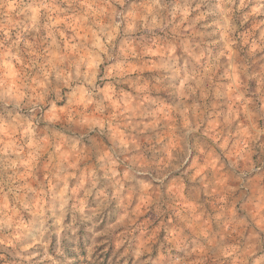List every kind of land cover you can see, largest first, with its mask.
<instances>
[{
  "label": "clouds",
  "instance_id": "9594fccd",
  "mask_svg": "<svg viewBox=\"0 0 264 264\" xmlns=\"http://www.w3.org/2000/svg\"><path fill=\"white\" fill-rule=\"evenodd\" d=\"M0 264H264V0H0Z\"/></svg>",
  "mask_w": 264,
  "mask_h": 264
}]
</instances>
